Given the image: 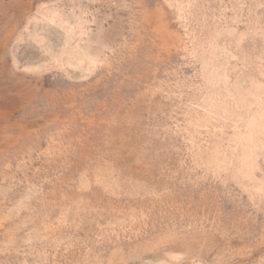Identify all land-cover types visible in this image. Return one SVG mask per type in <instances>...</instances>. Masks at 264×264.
Returning a JSON list of instances; mask_svg holds the SVG:
<instances>
[{
	"label": "rangeland",
	"instance_id": "1",
	"mask_svg": "<svg viewBox=\"0 0 264 264\" xmlns=\"http://www.w3.org/2000/svg\"><path fill=\"white\" fill-rule=\"evenodd\" d=\"M0 264H264V0H0Z\"/></svg>",
	"mask_w": 264,
	"mask_h": 264
}]
</instances>
